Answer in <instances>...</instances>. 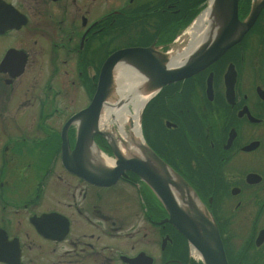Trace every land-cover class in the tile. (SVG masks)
Returning a JSON list of instances; mask_svg holds the SVG:
<instances>
[{
	"label": "flooded vegetation",
	"instance_id": "obj_1",
	"mask_svg": "<svg viewBox=\"0 0 264 264\" xmlns=\"http://www.w3.org/2000/svg\"><path fill=\"white\" fill-rule=\"evenodd\" d=\"M199 1L0 0V264H200L143 179L96 185L81 168L95 174L97 153L83 164L76 153L108 57L152 48L168 65L191 43L177 35ZM253 12L142 117L148 145L215 220L228 264H264V0H238L240 23ZM209 28L204 57L219 37Z\"/></svg>",
	"mask_w": 264,
	"mask_h": 264
},
{
	"label": "water",
	"instance_id": "obj_2",
	"mask_svg": "<svg viewBox=\"0 0 264 264\" xmlns=\"http://www.w3.org/2000/svg\"><path fill=\"white\" fill-rule=\"evenodd\" d=\"M237 5L238 0H213L212 14L216 16L217 22L222 20L215 24L219 37L213 41L210 52L205 57L203 43V47L194 54L192 59L180 67L168 68L167 59L152 48H130L113 53L101 69L97 91L90 106L77 116L81 121V128L76 153L81 155L82 164L86 159L83 154L100 151L94 144L95 134H100L107 140L114 159L113 165L109 167L97 162L95 174L90 171L86 173L81 168V176L96 185L111 186L126 171L134 172L156 193L169 214V222L185 236L205 264L228 263L218 228L211 214L200 202L197 193L144 141L140 143L134 138L129 141L123 140L122 146L127 152L124 153L122 146L120 147L116 142L112 143L107 132L100 128V120L104 104L112 94L114 72L119 63L129 62L146 76L148 79L146 92L150 94L160 91L171 83L191 77L235 43L236 33L243 34L253 24L257 12H253L247 22L240 23L237 17ZM239 25L241 29L238 28Z\"/></svg>",
	"mask_w": 264,
	"mask_h": 264
},
{
	"label": "bare ground",
	"instance_id": "obj_3",
	"mask_svg": "<svg viewBox=\"0 0 264 264\" xmlns=\"http://www.w3.org/2000/svg\"><path fill=\"white\" fill-rule=\"evenodd\" d=\"M213 0L205 13L196 19V23L191 35L189 47L182 53L173 51L167 54L170 63L168 68H177L187 63L196 52H198L204 43V21H209L210 35L216 29L217 18L212 14ZM206 17V19H205ZM219 21V20H218ZM213 22V23H212ZM218 28V27H217ZM202 33L201 37L200 34ZM209 35V36H210ZM211 36V37H212ZM210 37V38H211ZM208 38V40L210 39ZM146 76L141 74L137 68L129 62L119 63L114 72V87L109 100L104 104L100 120V128L107 132L108 138L112 143L116 142L120 147L123 140H138L143 142L141 132V114L152 94L146 92ZM122 151L127 153L122 146ZM96 162L109 167L113 165L114 160L108 158L105 154L97 151ZM194 250V249H193Z\"/></svg>",
	"mask_w": 264,
	"mask_h": 264
},
{
	"label": "rangeland",
	"instance_id": "obj_4",
	"mask_svg": "<svg viewBox=\"0 0 264 264\" xmlns=\"http://www.w3.org/2000/svg\"><path fill=\"white\" fill-rule=\"evenodd\" d=\"M209 1L210 0H204V2L202 3V2H200L199 4H200V6H196V8L195 9H193L194 11H193V13H195V15H196V17L193 19V20H191V18H192V16H187L186 18H187V20L189 21V20H191V22H192V24L190 25V26H188V28L187 29H184L182 32H179L178 33V37H179V39L178 40H180V41H182V40H184V39H186L187 41H189L190 42V40H191V36H190V34H192V29H193V27H194V25H195V23H196V19L198 18V17H201V15H202V13L204 12V10L207 8V6H208V4H209ZM197 2V0H194V3H196ZM98 13H101V12H97V14ZM190 22V23H191ZM123 49H125V48H123ZM142 122V121H141ZM192 249V248H191ZM196 258H197V256H196Z\"/></svg>",
	"mask_w": 264,
	"mask_h": 264
}]
</instances>
